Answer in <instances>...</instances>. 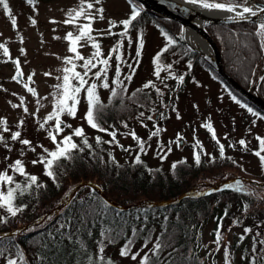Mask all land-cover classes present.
I'll list each match as a JSON object with an SVG mask.
<instances>
[{"label": "trees", "instance_id": "trees-1", "mask_svg": "<svg viewBox=\"0 0 264 264\" xmlns=\"http://www.w3.org/2000/svg\"><path fill=\"white\" fill-rule=\"evenodd\" d=\"M148 24H152L161 35L167 32L174 39L175 43L162 57V64H171V71L176 76L194 77L193 72L198 67L209 68L231 94L261 113V110L226 82L197 52L180 40L181 24L178 21L160 17L143 7L140 19L130 31L136 30L138 34L143 31L144 34ZM257 25L253 21H243L213 23L207 26L220 46L226 71L245 87L255 84L252 77L256 78L255 69L264 57L260 39L253 35L257 31ZM166 43L165 39L161 49ZM189 64L191 68L188 67ZM164 71L168 74L166 68ZM126 85L127 92L123 101L120 98L110 101V90L106 98L101 96L106 105L100 117L104 128L114 129L119 124L127 123L132 115L140 112L149 116L152 112L159 111L150 89H144L142 86L130 88ZM257 89L264 97V80L258 82ZM133 93H136L135 97ZM76 140L80 143L79 138ZM89 143L93 146L94 154H90L88 149L76 153L72 161L64 162L63 170L57 171L55 183L44 175L43 170L41 173L27 171L37 175L39 182L46 186L34 189L17 199V204H27V208L17 217L9 218L7 224H0V237L8 234V238L0 241V244L9 247L12 252L16 251V247L12 246H18L29 260L43 254L46 257L44 264H87L85 253L93 255L96 251L95 241L101 238L100 233L105 229H112L113 234H118L117 242L109 244L105 254L116 261V264H120L114 256V251L119 255L125 238L132 237V230L135 228L138 231L133 252L141 249L146 236L151 235V242L148 244L151 248L156 237L165 232L164 240L170 246L163 255L167 256L173 247L177 249L178 251L173 253L175 264H197L198 261L203 264H223L216 253L211 257L208 255L211 249H208L205 240L207 224L212 222L211 236L214 240V230L222 219V232L225 241L231 242L234 264H246L241 257L251 252L252 236L260 232L261 238H264V199H261L264 197V186L254 185L248 180L231 179L218 187V182L225 179L223 177L226 174L237 171L250 173L255 179L264 182V167L261 163L258 173H251L244 169L240 161L225 153L224 157L220 154L209 157L202 154L199 165L194 159L180 157L170 162L168 167H164L162 163H151L146 154H141L142 163L133 164L139 151L137 144L133 157L129 160H119L114 153L115 144L97 145L92 138H89ZM252 150H259V142ZM213 157L214 160L211 159ZM174 163L175 169L172 168ZM15 179L19 182L24 180L19 175ZM213 180L215 182H212ZM237 180L242 182V191L224 188V185L229 183L240 187L235 184ZM78 185L80 187L73 198L62 206ZM100 188L102 191H99ZM217 189L219 191H214ZM191 190L210 194L189 193ZM246 204L247 212L244 211ZM85 210H90L92 214L85 217V226L81 228L80 220ZM4 214L0 209V215ZM234 220L240 221L239 225L233 224ZM60 224L71 225L70 228L61 230L64 236L57 232ZM229 228L231 231H228ZM244 228H252L253 232L238 245V237L243 234ZM88 231L91 236L85 235ZM69 232L73 235L71 241L67 239ZM14 233L16 235H13ZM49 233H52L56 240H52ZM229 236L232 240L228 239ZM78 241L85 242V249H73L74 243L79 248Z\"/></svg>", "mask_w": 264, "mask_h": 264}, {"label": "snow or ice", "instance_id": "snow-or-ice-1", "mask_svg": "<svg viewBox=\"0 0 264 264\" xmlns=\"http://www.w3.org/2000/svg\"><path fill=\"white\" fill-rule=\"evenodd\" d=\"M102 2L103 0H78V5L67 11V18L63 21L65 25H72L75 29V34L73 31H69L64 37V39L69 42L68 51L72 55L63 58V62L65 64V67L61 69L63 75L56 77V79L61 82L54 85L56 91L52 93V111L44 117L42 121H38V130H44L46 132V136L52 143L53 148L49 149L43 144H33V141L27 138H22V131L20 129H22L25 124L23 118L18 121L16 125L18 130L16 131H12L10 129L7 118H0V145H2L9 153L12 151V143H10L4 135V133H10V141L18 142L22 146L19 150L20 155L24 156L26 154V150L35 153L37 158L33 159L31 164L33 166L41 165L44 175L51 178L54 183L57 181V171L63 170L65 167L64 162L72 161L76 153H82L85 149H88L90 154H94L92 153L93 146L89 143V137L87 136L84 126L81 125L73 127L72 124L68 123L64 119V117H68L73 120L78 118L81 100H83L87 106L86 111L81 118L83 122L91 129L101 133H106L111 137L110 140L104 141L101 136L97 135L95 137L96 144H115L124 151H130V149L124 148V146L116 139V130L109 131L108 128H104L101 125L100 117L103 110L106 108V105L101 100L99 89L110 90V101L114 98H120L121 101H123L124 94L127 92V85L125 81L130 82L132 80L136 72V67L139 66L142 57V51L145 45L143 31L139 32L136 39L137 51L134 58L135 67L132 63H129L126 59H124L121 49L124 47L125 38H127L129 46L133 43L132 37L129 33L130 30L135 27V23L140 19L141 13L143 12V5L138 4L136 0H126L130 6V13L126 19L118 22L109 19L108 27L106 29H95L93 27L94 23L98 20L103 21L105 19V9L101 6ZM186 2L192 5H198L206 10H217L229 13V15L225 18L226 21H245L251 17H258L260 14L264 13V4L252 5L249 3V0H186ZM25 3L35 7L37 0H25ZM0 6L3 7L8 19L15 28L17 26V18L13 15L8 0H0ZM81 18H83V22H80ZM30 21L32 25H36L37 23L34 18H30ZM50 22L56 23L55 20ZM117 27H122V31L113 32L112 29ZM162 35L166 39L167 43L153 57V75L156 79L161 80V73L166 68L168 70V77L176 79L182 83L184 81L183 75L176 76L171 71V64L166 66L162 64V57L169 51V47L175 43L174 39L167 32H163ZM253 35L261 38L260 46L264 48V21L258 23L257 31L253 33ZM104 36L119 37L116 43L109 49L106 56L102 51L100 43V40L103 39ZM22 39L23 38H21V40ZM88 45H90L93 51L90 56L86 57L82 54L80 49ZM23 51L24 50L21 49V52ZM0 53H2L5 57L9 56V49L2 43H0ZM113 58H115L116 61L114 76L111 83H109L108 73L110 68H112L110 62ZM9 59L11 58L9 57ZM77 61L81 63L77 64ZM12 63L15 66V75L12 79L17 82H21L24 73L21 70L20 61L19 59H14L12 60ZM122 65L127 66L129 69L127 74L122 71ZM78 67L81 70L78 71ZM188 67L191 68V64H189ZM44 75L50 76L51 73H45ZM168 77H165V79ZM31 79L32 77L29 76L28 80L31 81ZM260 79L264 80V77H260ZM161 82L163 83V80H161ZM23 86L29 93L32 94L33 97L38 95L36 89L29 86L28 82H24ZM165 87H167V85H165ZM142 88L155 89L158 95H163L161 89L156 87L155 82L152 80L146 82ZM137 91L139 92L140 90L138 89ZM13 95H15V93ZM135 95L136 93H133V97H135ZM229 95L233 101L240 105V107L245 108L254 117L264 120V115L255 111L247 103H241L235 95H232L231 93H229ZM20 101L21 102L19 104H12L11 106L13 108H22L25 114L33 115L35 117L36 114L29 113V109L24 106V97H20ZM39 103L40 101L38 99L37 104L39 105ZM37 111H39V108ZM139 116L143 117L144 112H140ZM160 118H164L163 113L160 114ZM177 118L180 119L179 115ZM147 119L152 120V115H149ZM142 126L147 127V125L143 123ZM202 126L208 129L211 133L213 140L218 145L220 156L224 157L225 145L220 143L211 123H205ZM124 127H128L126 123L124 124ZM66 130H70L67 135L64 134ZM162 131H164V129L160 128L158 124H154V130L149 132L148 139L151 140L153 137H158ZM126 135H130L132 139L136 141L139 149L135 155L133 164H141V154H146V141L139 137L134 130L126 133ZM76 138H79L80 143H77ZM256 139L259 142V150H256L254 155L258 157L261 166L264 167V155H262V152H264V138L257 136ZM183 140L184 138L177 134L176 141H170L166 149L163 144H159L157 155H159L162 160L165 159L167 153L172 150L171 144L175 143L176 146L179 147ZM238 143L245 148L247 147L244 139L239 140ZM230 146L235 147V145ZM192 147L194 149V161L197 165H199L201 162V155H208V153L204 152L203 145L199 140H196ZM37 148L41 149L39 153H37ZM196 149H199V151H196ZM4 159L9 160L10 156H5ZM211 159L214 160V157ZM172 168H176L175 163L172 165ZM9 172L12 174H9ZM17 174L24 178L23 182H19L15 179V175ZM235 184L240 187H234L233 184L229 183L224 185V188L237 192L243 190V185L240 180L235 181ZM45 186L46 185L39 182V177L37 175L27 172L26 165L22 159L18 158L12 161V163L7 164L5 170L0 172V209H2L5 213L4 215H0V224H7L9 222V218L17 217L27 208V204L16 203L19 197H23L26 193H30L34 189H40ZM93 191L95 190L93 189ZM214 191H219V189ZM202 194L207 195L210 193ZM261 199H264V197H261ZM105 206H107V202H105ZM247 210L248 205L246 204L244 206V211L247 212ZM91 214L92 212L90 210H85L80 220L81 228L85 226V217ZM101 214L102 213H96V215ZM225 216H227V212H225ZM137 219H139V217H137ZM165 219H167V217H165ZM239 223L240 221L238 220L233 221V224L235 225H239ZM70 227V224H60L57 228V232L60 233L61 236H64V232L61 230ZM222 230L223 220L220 219L213 233L214 240L211 242L215 247L208 252V255L211 257L214 253H219L223 248V264H234L231 252V242H225ZM137 231V229L133 228L132 237L125 238V243L119 251L120 257L130 258L133 262L138 261V264H175L173 253L178 251L177 249L173 247V250L168 252L167 256L163 255L166 248L170 246L164 240L165 232H162L160 236L156 237L151 248L148 247V244L151 242V235L146 236L141 249L133 252ZM228 231H231V228H229ZM252 232V228H244L243 234L238 237V245ZM13 235L16 234L14 233ZM48 235L52 240H56V237L53 236L52 233H49ZM85 235L91 236V232L88 231ZM117 236L118 234H113L112 229H105L102 231L100 233L101 238L95 241V253L93 255L85 253V255H87V264H116V261H114L111 257L106 256L105 253L109 244H115L117 242ZM5 238H8L7 233L3 237H0V241ZM67 239L70 241L73 240L71 232L68 233ZM252 241L253 247L251 248V252L248 255L242 256L241 259L245 261L246 264H264V238H261V233L256 232L255 235L252 236ZM78 243L79 248L76 247L75 243L73 244L74 250L81 251L85 249L84 241H78ZM257 245H259V247H257ZM12 247H16L15 252H12L9 247H5L0 244V259L4 260V264H44L46 260V257L43 254L34 256L32 260H29L28 256L22 249L15 245ZM141 252H143V255H141ZM197 264H203V262L198 261Z\"/></svg>", "mask_w": 264, "mask_h": 264}, {"label": "rangeland", "instance_id": "rangeland-1", "mask_svg": "<svg viewBox=\"0 0 264 264\" xmlns=\"http://www.w3.org/2000/svg\"><path fill=\"white\" fill-rule=\"evenodd\" d=\"M8 2L13 15L17 18V26L15 28L12 26L3 7L0 6V43L9 49L8 57L0 53V118H7L8 126L12 131L18 130L16 125L23 118L25 124L20 129L22 138L33 141V144H43L45 147L52 149L53 145L47 138L46 132L38 130V121H42L52 111V93L56 91L54 85L61 82L56 77L63 75L61 71L65 67L63 58L72 55L68 51L69 42L64 37L69 31H73L75 34V29L72 25H65L63 21L67 18V11L78 5V0H38L35 7L26 4L23 0H8ZM101 6L105 9V19L95 22L93 25L95 29H106L109 19L118 22L130 13V6L126 0H103ZM30 18L37 21L36 25L31 24ZM53 20L56 23L50 22ZM80 22H83V18ZM121 30L122 27L112 29L113 32ZM129 34L133 43L129 46L127 38H125L124 47L121 51L124 59L135 67L134 58L137 51L136 39L138 32L136 30L130 31ZM21 38L23 39L21 40ZM118 39L117 36H104L100 40L105 56ZM144 41L142 57L139 66L136 67L135 75L130 82L125 81V83L130 88H134L143 86L149 80L154 81L156 87L163 92V95H158L155 89L150 90L153 92L157 107L164 114V118L161 119L160 116L155 118L154 112L151 113L152 120L134 114L127 121V128L124 127V124H119L116 128L109 129V131L116 130V139L124 148L130 149V151H124L115 146L114 153L116 157L119 160H129L136 152V141L130 135H126L132 130L146 141V155L150 162L154 164L162 163L164 167H168L170 162L180 157L193 160L194 149L192 145L196 140L201 142L204 152L208 153V155L203 154L204 156L209 157L219 154L218 145L213 140L211 133L202 126L205 123H211L220 143L225 145V153L240 161L248 172L258 173L260 161L254 155L252 149L258 144L257 136L264 138V120L254 117L245 108L240 107L233 101L225 85L213 75L210 69L198 67L193 72L194 77L190 75L189 79L186 78L185 85H182L183 82L168 77L166 71H162V83L153 75L154 66L152 61L156 55L155 53L164 45L165 39L152 24H148L144 31ZM21 49L24 51L21 52ZM80 51L87 57L91 55L93 49L88 45L81 48ZM14 59H19L21 70L24 73L21 82L12 79L15 75V66L12 63ZM263 59L256 69L258 76L262 74L264 69ZM79 63L81 62L77 61V64ZM110 63L112 68L108 73L109 81L114 76L115 58ZM180 67L182 66H178V68ZM77 70L81 69L78 67ZM122 71L127 74L129 69L127 66L122 65ZM45 73H51V75L45 76ZM29 76L32 77L31 81L28 80ZM165 77L168 78L165 79ZM24 82H28L29 86L36 89L38 93L36 97H33L24 88ZM177 87L178 89L182 88L177 90ZM14 93L15 95H13ZM99 94L106 98L109 95V90L99 89ZM20 97H24V106L29 109V113H35V117L25 114L22 108L11 106L12 104H19L21 102ZM38 99L40 101L39 105L37 104ZM38 108L39 111H37ZM86 108V103L81 100L78 118L73 120L64 117V119L73 127L83 125L89 138L95 139L99 135L103 139H111L106 133L93 130L83 122L81 118ZM178 115L180 119L177 118ZM142 123L147 127H143ZM154 124H158L164 131L158 137L149 140V132L154 130ZM69 131L66 130L64 134L67 135ZM177 134L184 138L183 143L179 147L172 143L171 152L167 153L166 158L162 160L157 155L158 145L163 144L166 149L170 141H176ZM4 135L12 143V151L9 153L0 145V172L5 170L7 164L19 158L24 161L27 171L41 173L43 170L41 165L33 166L31 164V161L37 158L36 154L26 150V154L21 156L19 150L22 146L18 142L10 141V133H4ZM241 139L246 141V148L239 145L238 141ZM230 145H235V147ZM196 150L199 151V149ZM40 151L41 149L37 148V153ZM5 156H10V159L5 160ZM9 174L12 173L9 172ZM235 175L247 178L254 177L250 173L237 171L230 172L223 178L229 179ZM211 230L212 222L210 221L205 229V240L208 249L212 250L215 246L211 243L213 241ZM228 239L232 240V237L229 236ZM216 254L222 263L223 248ZM114 256L118 258L120 264H138V261L133 262L130 258L120 257L115 251ZM0 264H4L3 259H0Z\"/></svg>", "mask_w": 264, "mask_h": 264}, {"label": "water", "instance_id": "water-1", "mask_svg": "<svg viewBox=\"0 0 264 264\" xmlns=\"http://www.w3.org/2000/svg\"><path fill=\"white\" fill-rule=\"evenodd\" d=\"M141 3L147 10L156 13L159 16L172 18L182 24L184 28L185 25H189L195 31H197L209 44L210 49L212 51V55L209 53H201L203 58L210 63L216 71H218L227 81H229L238 91H240L243 95H245L249 100H251L257 107H259L264 112V98L259 94L251 91L250 89L244 88L238 81H236L232 76H230L226 70L224 69L223 60L221 57V52L216 40L211 36L208 30L205 28L207 25L211 23H234V22H242L240 20L237 21H226V17H219L213 19L206 20H195L189 15V13H185L177 7V4L173 3L171 0H137ZM256 4H264V2L254 0ZM248 20H254V18H250ZM245 20V21H248ZM182 40L184 38L180 36ZM194 50L198 51L196 48ZM254 183L260 184L256 181Z\"/></svg>", "mask_w": 264, "mask_h": 264}, {"label": "bare ground", "instance_id": "bare-ground-1", "mask_svg": "<svg viewBox=\"0 0 264 264\" xmlns=\"http://www.w3.org/2000/svg\"><path fill=\"white\" fill-rule=\"evenodd\" d=\"M173 3L177 4V7L184 11L185 13H189L192 18L195 20H206L213 19L219 17H227L229 13L217 10H206L198 5H192L186 2V0H171ZM249 3L255 5V2L249 0ZM256 21L261 22L264 21V13L260 14L258 17H251ZM183 38L193 47L197 48L202 53H211L210 46L206 42V40L192 27L189 25L184 26Z\"/></svg>", "mask_w": 264, "mask_h": 264}]
</instances>
